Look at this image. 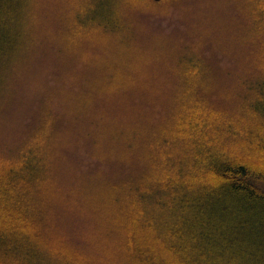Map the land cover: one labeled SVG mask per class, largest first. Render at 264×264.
I'll use <instances>...</instances> for the list:
<instances>
[{
    "label": "trees",
    "instance_id": "trees-1",
    "mask_svg": "<svg viewBox=\"0 0 264 264\" xmlns=\"http://www.w3.org/2000/svg\"><path fill=\"white\" fill-rule=\"evenodd\" d=\"M57 1L0 0V114L26 54L56 34L64 79L90 77L70 91L33 76L0 151V264H78L73 239L102 225L125 264H264V0H240L162 62L136 26L177 0H85L73 15ZM72 172L65 203L53 191Z\"/></svg>",
    "mask_w": 264,
    "mask_h": 264
},
{
    "label": "rangeland",
    "instance_id": "rangeland-1",
    "mask_svg": "<svg viewBox=\"0 0 264 264\" xmlns=\"http://www.w3.org/2000/svg\"><path fill=\"white\" fill-rule=\"evenodd\" d=\"M84 1L85 0H64V5L62 7H64L65 13L73 15L77 11V7L81 6ZM58 2L61 1L53 0V2L48 3H51V5L54 6L53 9L55 10V6H58ZM176 5L177 7H170L172 10L167 18L164 17L163 20L155 18H152L151 20H143L136 26L140 33L143 31L146 32L143 36L144 38H153L151 44L154 51L161 50V52L157 55L158 62L165 61L168 55L171 54V51L176 50L177 46H184L186 38H191L198 45H203L202 41H197L198 38L195 34H201L203 27L209 29L211 26L218 24L221 20L234 16L236 14V10L240 8V0H177ZM55 23L58 25L57 22ZM49 29L50 26L47 22L46 30ZM52 30H55V25H53ZM176 30H180V34H176ZM58 36V34L55 35L56 44H51L46 46V48L44 47V51L38 55L33 57L34 52L32 48L26 54V62L23 66V70L25 68V77L18 85L20 89L17 88V91L14 92L12 107L5 109L0 114V126L7 130V135H0V151L9 150L14 145L9 128L11 127L13 121H18L20 124L23 123L25 108L22 104L23 100L27 99V96L30 100H34L36 98L34 95L36 83L33 79L35 74H39L40 76L46 75L44 83H48L50 86H54L55 84L62 86L63 84V86L70 91H75L77 85H81V83L85 82L87 79L88 76L85 77L78 71L74 72V77L71 79L72 86H70L69 81L64 79V74L72 69V62L69 56L57 55L56 52L62 49V45H59ZM192 42L193 41L190 43ZM119 62L121 64L123 62L120 57ZM38 64L46 65L48 67L41 69L38 67ZM160 70V68L156 67L150 76V79H163ZM115 74L117 76L118 71H116ZM89 81L90 77H88L86 84H88ZM154 91L158 92L159 90L154 89ZM161 112L162 111H157L154 112V114L156 115ZM84 159L86 162V157ZM82 166L86 168L88 165L86 163ZM68 176V181L64 180L62 185L53 191V194L57 193V197L60 196V194L63 196L65 195L62 199L65 203L69 200L68 197H71L68 187L72 185L71 187L77 188L78 185V179L73 172L68 174ZM65 181L67 182V185L65 184ZM63 185L67 186L66 190L62 189ZM92 226H94V224L90 223L89 227ZM98 226L100 225L94 227ZM48 228L51 232V227L49 225ZM97 229H101L102 231L105 230V234L103 236H99L98 238H94V236H97V232H95L93 234V238H89V236H85V238H74L72 243L76 245L81 243L80 247L82 249L80 251L74 248L69 250L66 249L67 253L72 254L71 257L78 262V264H125L123 261L124 257L122 256L123 252L119 253L120 258H116L115 251L117 247L115 246V243L112 242L114 240L107 235L105 226L102 225ZM66 230L68 231V229ZM51 234L55 237L52 238L54 242L59 241V238L65 239L62 238L65 236L62 235L61 232L58 235H54L53 233ZM87 234L89 235V233ZM70 239L72 240V238Z\"/></svg>",
    "mask_w": 264,
    "mask_h": 264
},
{
    "label": "water",
    "instance_id": "water-1",
    "mask_svg": "<svg viewBox=\"0 0 264 264\" xmlns=\"http://www.w3.org/2000/svg\"><path fill=\"white\" fill-rule=\"evenodd\" d=\"M154 1L158 2L159 0H154Z\"/></svg>",
    "mask_w": 264,
    "mask_h": 264
}]
</instances>
